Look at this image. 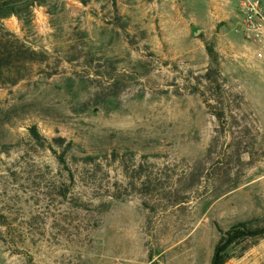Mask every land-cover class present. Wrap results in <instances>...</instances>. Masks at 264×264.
<instances>
[{
    "label": "rangeland",
    "instance_id": "374dc122",
    "mask_svg": "<svg viewBox=\"0 0 264 264\" xmlns=\"http://www.w3.org/2000/svg\"><path fill=\"white\" fill-rule=\"evenodd\" d=\"M0 4V264H211L224 232L264 227V65L239 0ZM57 137L110 174L72 179ZM224 264H264V237Z\"/></svg>",
    "mask_w": 264,
    "mask_h": 264
},
{
    "label": "trees",
    "instance_id": "16d2710c",
    "mask_svg": "<svg viewBox=\"0 0 264 264\" xmlns=\"http://www.w3.org/2000/svg\"><path fill=\"white\" fill-rule=\"evenodd\" d=\"M15 12V7H12L9 4H0V20L9 18ZM2 53L0 51V58ZM30 138L38 145L43 146L44 142L48 140L40 133L37 126H32L29 129ZM48 149L53 153L54 157L58 161V164L61 167L68 169L69 176L74 179L75 175L79 174L80 170L82 175L88 176L92 182H97L96 178L99 176V170L103 172L106 176L110 174L109 169H104V163L98 157L87 156L81 159L75 157V145L72 141H67L65 138L57 137L49 142ZM112 157L116 159L119 155L114 154ZM108 156L106 157V159ZM122 172L124 177L130 182H137L138 180L142 181V186L147 184H152V172H148V167L143 163L138 165H133L127 163L122 165ZM146 175V179H143ZM93 183V184H95ZM121 185H125L124 182ZM119 198V197H116ZM264 237V227L260 229H249L246 223H241L233 226L228 231L224 232L216 246L213 259L211 264H224L226 258L227 250L234 244L246 239V238H256Z\"/></svg>",
    "mask_w": 264,
    "mask_h": 264
},
{
    "label": "built area",
    "instance_id": "2783aa9c",
    "mask_svg": "<svg viewBox=\"0 0 264 264\" xmlns=\"http://www.w3.org/2000/svg\"><path fill=\"white\" fill-rule=\"evenodd\" d=\"M239 8L241 12L239 34L253 58L264 65L263 0H239Z\"/></svg>",
    "mask_w": 264,
    "mask_h": 264
},
{
    "label": "crops",
    "instance_id": "0c3cea01",
    "mask_svg": "<svg viewBox=\"0 0 264 264\" xmlns=\"http://www.w3.org/2000/svg\"><path fill=\"white\" fill-rule=\"evenodd\" d=\"M263 6H264V0H263Z\"/></svg>",
    "mask_w": 264,
    "mask_h": 264
}]
</instances>
